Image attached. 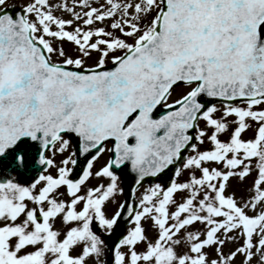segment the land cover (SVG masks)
Returning <instances> with one entry per match:
<instances>
[{"label": "snow or ice", "instance_id": "1", "mask_svg": "<svg viewBox=\"0 0 264 264\" xmlns=\"http://www.w3.org/2000/svg\"><path fill=\"white\" fill-rule=\"evenodd\" d=\"M0 264H264V0H0Z\"/></svg>", "mask_w": 264, "mask_h": 264}]
</instances>
